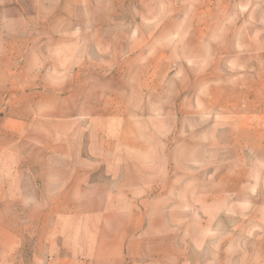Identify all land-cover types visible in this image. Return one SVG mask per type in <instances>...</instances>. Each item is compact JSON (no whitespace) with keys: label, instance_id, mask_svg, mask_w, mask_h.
I'll return each mask as SVG.
<instances>
[{"label":"rangeland","instance_id":"obj_1","mask_svg":"<svg viewBox=\"0 0 264 264\" xmlns=\"http://www.w3.org/2000/svg\"><path fill=\"white\" fill-rule=\"evenodd\" d=\"M0 1L5 31L24 32L30 57L52 67L35 72L15 110L114 115L127 128L115 148L130 165L122 182L151 184L133 199L101 188L78 200L97 214L79 216L96 224L78 231L96 244L76 264H264V153L238 133L264 113V24L252 21L264 20V0ZM215 15L248 21H204ZM91 135L112 156L105 132ZM13 194L0 199V228L10 239L25 226L28 238L36 200Z\"/></svg>","mask_w":264,"mask_h":264},{"label":"crops","instance_id":"obj_2","mask_svg":"<svg viewBox=\"0 0 264 264\" xmlns=\"http://www.w3.org/2000/svg\"><path fill=\"white\" fill-rule=\"evenodd\" d=\"M227 1L230 4L219 2L212 5L243 7L245 4V0ZM2 6L0 1V9ZM215 17L204 21H248L241 15L229 19ZM13 19L25 20L26 17ZM10 21V18L0 14V105L5 103L0 115V199L9 197L6 193L11 190L16 193L12 198L34 199L37 216L28 225V238L23 232L25 226L15 229L10 239L4 238L0 228V264H8L10 260L11 264H24V247L29 248L27 264H76L80 262L84 250H90L96 244L92 238H81L78 233L82 229L93 231L96 224L79 222V216L97 214L81 210L78 200L92 197V192L101 188L114 193L111 197L133 199L141 196L140 192H145L151 184L148 181L122 182L130 165L117 158L115 148L117 136L121 146L127 128L121 121H116L114 115L91 113L85 118L65 110L60 113L50 110L45 113L44 119H36L29 118L27 111L23 110L25 108L15 110L16 104L30 95L27 87L35 86V72L52 70V67L36 64L30 57L29 43L19 41L25 38L24 32L5 31V24ZM252 21L258 26L264 24V20L257 17H253ZM251 53L259 54L260 50ZM21 72L31 73L32 80L19 78ZM47 91L57 95L55 88H48ZM58 92L61 98L69 95L67 90ZM94 130H103L107 143L112 142V156L105 157L107 151L103 147V153L99 154L91 135ZM241 132L251 134L253 151L264 153L263 111L253 110L250 124L238 131ZM256 162L264 168V157L257 158ZM261 173L264 174V169ZM48 215L52 216L50 220ZM69 217L73 219L71 222H68ZM69 230L74 232L70 239Z\"/></svg>","mask_w":264,"mask_h":264}]
</instances>
